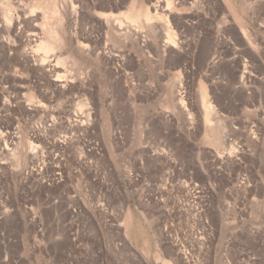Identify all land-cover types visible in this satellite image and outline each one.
Wrapping results in <instances>:
<instances>
[{"label": "rangeland", "instance_id": "rangeland-1", "mask_svg": "<svg viewBox=\"0 0 264 264\" xmlns=\"http://www.w3.org/2000/svg\"><path fill=\"white\" fill-rule=\"evenodd\" d=\"M0 264H264V0H0Z\"/></svg>", "mask_w": 264, "mask_h": 264}, {"label": "bare ground", "instance_id": "bare-ground-1", "mask_svg": "<svg viewBox=\"0 0 264 264\" xmlns=\"http://www.w3.org/2000/svg\"><path fill=\"white\" fill-rule=\"evenodd\" d=\"M138 11V10H137ZM5 14V13H4ZM7 14V13H6ZM8 16V15H7ZM6 16V17H7ZM141 17H144V19L147 21V22H150L153 18V15H151L148 11H145V12H142L140 13V11H138V13L136 12H131L129 15H128V18L130 19V21L136 23L140 20ZM8 18V17H7ZM116 18V17H115ZM9 19V18H8ZM127 19V18H125ZM128 20V19H127ZM129 21V20H128ZM129 21V22H130ZM116 24V22H115ZM120 24V23H118ZM119 28V26L117 27V29ZM116 30V29H115ZM166 32V38H167V42H170V41H173V35L171 33V31L169 30V28H167L165 30ZM37 33H35L33 31V33L31 32V34H27V38L26 40L28 39V41H30V43H34L33 45H31L32 47H34V50L32 49L31 50V53H27V58L28 57H34L35 59V52H39V51H43L44 53L48 52L49 50L52 49V46L48 45V42H45V41H39V39L37 38L36 36ZM33 36V37H32ZM41 61H43L44 59L43 58H40ZM241 78H243L242 76H240ZM201 102H202V107H203V110H204V121L209 125L213 124L211 122V118H210V114L212 112V106L210 105L209 101L207 100V94H206V91L203 90L202 94H201ZM209 125V126H210ZM218 130V129H216ZM219 131V130H218Z\"/></svg>", "mask_w": 264, "mask_h": 264}]
</instances>
